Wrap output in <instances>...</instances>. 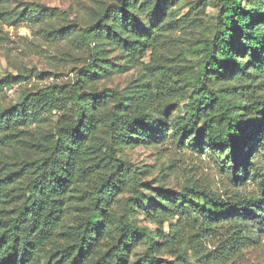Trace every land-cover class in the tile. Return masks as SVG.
<instances>
[{
  "label": "trees",
  "instance_id": "16d2710c",
  "mask_svg": "<svg viewBox=\"0 0 264 264\" xmlns=\"http://www.w3.org/2000/svg\"><path fill=\"white\" fill-rule=\"evenodd\" d=\"M219 2L214 36L201 43L202 60L193 92L169 127L161 116L170 109L166 100L174 98L177 80L160 48L163 29L154 26L125 47L138 58L150 51L153 93L123 96L116 90H104L91 98L112 105L111 111L86 116L80 102L87 97L73 96L75 118L56 129L43 156L13 171L0 163V264H126L132 240H145V264H227L255 243L264 230V172L249 156L264 141V3L252 8L249 0ZM119 4L108 7L106 22L114 21L115 15L122 20L129 18L128 1L120 0ZM44 16L23 15L33 22ZM100 28H108V24L86 29L84 41L88 44L98 38ZM93 69L89 65L83 77H89ZM213 73L225 76L226 88L208 86ZM5 82L1 79L0 87ZM59 104L67 107L69 103L59 98L56 90L48 89L2 109L0 150L37 148L25 140L27 133L21 128ZM100 123L124 138L156 137L161 143L170 139L177 147L198 153L207 147L236 186L250 175L258 191L222 195L189 177L180 190L159 193L164 203L152 202L153 209L145 210L158 226L154 230L138 227L130 208L124 213L127 230L106 223L104 207L126 188L129 165L115 148L96 137ZM82 125L88 128L86 135L81 134ZM165 133L169 136L164 138ZM91 160H97L96 164L88 165ZM94 168L105 176L96 179L91 201L78 209L74 224L65 231L64 247L41 260L39 254L56 235L70 188L88 180ZM16 182L25 184L13 186ZM105 233L113 237L112 243L90 255ZM159 249L173 261L156 256Z\"/></svg>",
  "mask_w": 264,
  "mask_h": 264
},
{
  "label": "rangeland",
  "instance_id": "374dc122",
  "mask_svg": "<svg viewBox=\"0 0 264 264\" xmlns=\"http://www.w3.org/2000/svg\"><path fill=\"white\" fill-rule=\"evenodd\" d=\"M127 1L129 18L122 20L115 15L114 21L106 22L108 7L120 6V0H0V80H6L0 87V111L48 89L56 90L59 98L69 103L67 107L59 104L43 111L35 121L22 126L27 133L25 140L37 148L16 150L5 147L0 150V163L9 171L46 153L56 129L75 118L73 96L85 94L87 97L86 101L80 102L86 116L100 110L111 111L112 105L91 98L104 90H116L123 96L153 93L154 76L148 68L150 51L138 58L125 47L154 26L163 29L160 48L177 80L174 98L166 100L170 109L163 111L161 116L168 127L186 104L202 60L201 43L213 38L215 33L219 0ZM156 3L159 6L154 8ZM263 3L264 0H249L252 8L261 7ZM25 13L45 16L41 21L33 22L23 17ZM104 23L108 28H100L98 38L87 44L83 39L85 30ZM64 30L65 34H60ZM89 65H93V73L84 78ZM227 85L225 76L218 77L213 73L209 77L208 86L214 90L224 89ZM80 129L81 134L86 135L88 128L82 125ZM164 135V138L169 136ZM96 137L115 148L118 157L129 165L125 171L126 188L104 207L102 214L106 223L124 230H127L124 213L128 208L138 227L157 228L145 210L153 209L152 202L164 203L159 193L180 190L185 178L197 179L222 195H252L258 191L250 175L236 186L211 157L207 147L198 153L188 147L179 148L170 139L161 143L156 137L124 138L111 132L106 123H100ZM89 142L87 148L91 151ZM250 158L256 160L264 172V141L262 146L251 151ZM96 161L91 160L88 165H95ZM102 176L105 174L94 168L88 180L70 188L56 235L39 254L41 260L64 247L65 231L74 224L78 209L91 201L94 183ZM23 184L16 182L13 186ZM97 222L102 221L98 219ZM163 227L167 230L168 222ZM112 241L111 235L103 234L90 255L103 251ZM146 246L145 240H132L127 249L126 264H145ZM156 256L173 261L162 249ZM227 264H264V230L260 231L255 243Z\"/></svg>",
  "mask_w": 264,
  "mask_h": 264
}]
</instances>
